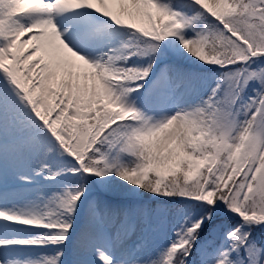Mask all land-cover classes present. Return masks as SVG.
<instances>
[{
	"label": "snow or ice",
	"instance_id": "1",
	"mask_svg": "<svg viewBox=\"0 0 264 264\" xmlns=\"http://www.w3.org/2000/svg\"><path fill=\"white\" fill-rule=\"evenodd\" d=\"M0 264H264V0H0Z\"/></svg>",
	"mask_w": 264,
	"mask_h": 264
}]
</instances>
